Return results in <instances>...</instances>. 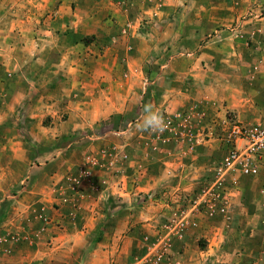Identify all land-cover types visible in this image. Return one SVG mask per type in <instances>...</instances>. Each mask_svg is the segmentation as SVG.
Returning <instances> with one entry per match:
<instances>
[{
    "label": "rangeland",
    "instance_id": "374dc122",
    "mask_svg": "<svg viewBox=\"0 0 264 264\" xmlns=\"http://www.w3.org/2000/svg\"><path fill=\"white\" fill-rule=\"evenodd\" d=\"M228 2L236 14L218 17L226 23L221 27L223 33L219 28L200 37L189 31L173 32L161 41L162 25L149 22L164 7L160 0H0V43L13 55H29L27 71L31 74L51 70L32 60L36 56L35 40L45 34L36 27L39 22L47 25L56 18L58 33L71 32L73 40L90 44L97 35H112L110 28L118 24V16L128 7L131 34L158 37L144 45L147 59L133 70L142 78L131 95V112L82 127L79 114L70 119L66 101L38 111L30 91L18 111L0 123V264H100L93 251L101 248L104 234L114 230L117 221L132 238L115 241L116 248H128L130 253L123 264H264V206L259 203L264 192L260 187L256 190L258 175L236 179L235 174L220 176L217 172L235 149L233 125L244 124L237 114L225 111L208 115L193 109L174 119L164 113L167 128L162 133L140 131L138 123L142 106L158 101L157 90L167 78L163 64L175 59L179 62L188 56L193 61L206 50L230 48L246 73H264V9L260 6L264 0ZM81 27L92 33L79 36ZM56 54L51 51L47 56ZM4 100L6 97L0 95V105ZM259 123L264 124V120ZM107 130L112 133L102 137ZM130 131L131 155L147 160L155 156L158 165L167 145L191 155L210 141L214 144L213 166L199 177L193 170L183 175L187 181L184 189L165 186L136 191L137 177L151 167L143 161L132 163L131 158V198L125 191L118 192L115 202L111 193H106L107 220L89 229L85 217L98 213L85 205L98 199L101 172L111 171L112 163L118 161L120 173L124 171L123 162L130 153L122 137ZM111 136L121 137V141ZM36 182L50 188L54 217L48 212L47 200L33 201ZM240 182L253 188L240 196L236 189ZM151 207L157 209L155 216L143 219ZM133 221L137 222L131 225Z\"/></svg>",
    "mask_w": 264,
    "mask_h": 264
},
{
    "label": "crops",
    "instance_id": "0c3cea01",
    "mask_svg": "<svg viewBox=\"0 0 264 264\" xmlns=\"http://www.w3.org/2000/svg\"><path fill=\"white\" fill-rule=\"evenodd\" d=\"M160 1L164 7L160 14L157 11L155 16L158 17L149 22L154 24L159 22L162 25L164 30L159 38L161 41L170 38L173 32L189 31L200 37L201 33L219 28L223 33L221 27L226 23L218 17L227 15L231 17L236 14L228 0ZM148 6L147 3L145 7ZM260 6L264 9L263 4ZM156 7L155 4L153 8L157 10ZM153 8L150 9L151 14L154 12ZM129 9L125 7V11L118 16L120 17L118 24L110 28L112 35L109 37L97 35V39L90 44L82 40H73L71 32L58 33L60 25L56 23V18L51 24L37 23L38 31L45 34L37 36L34 51L36 56L32 60L41 66L47 65L51 68L39 75L27 71L29 55H13L9 48L0 43V95L6 97L5 104L0 105V123L7 122L8 118L18 111L30 91L35 97L38 111H43L45 107L48 110V107L61 100L66 101L70 119L79 114L81 117L79 126L82 127H92L110 120L114 115L131 112V95L136 90V83L142 78L140 73L133 70L139 69L147 59L149 53L144 45L157 41L158 37L131 34ZM210 15L213 17L209 18ZM81 28V33L78 34L81 37L92 33L91 31L86 33L85 28ZM225 42L226 45L227 41ZM51 51L57 54L47 56ZM176 62L178 60L175 59L173 63H165L162 66L163 75L167 78L157 90L158 101L151 104L154 109L174 119L185 111L194 109L197 112H207L208 115H222L225 111H234L244 124H260L259 122L264 120V73L254 75L246 73L245 67L239 65L232 57L230 48L215 49L212 52L206 50L193 61L192 59L189 61L188 56H183L178 65ZM12 66H15V69L11 68ZM26 81L28 83L31 81L32 84L27 86ZM143 92H146V88ZM109 133L112 132L107 130L102 137L108 136ZM111 138L121 141V137ZM122 138L126 139L130 155H126L122 173L119 161L112 163L111 171L100 173V194L96 196L98 199L90 200L85 205V208L95 209L98 213L95 217L90 216L91 214L85 217V224L89 225V229L94 223H105L107 220L105 215L107 201L105 202L104 197L106 193L110 192L112 201L115 202L118 201V192L125 191L127 197L131 198V158L134 160L132 163L143 161V164L148 163L151 167L143 170L141 178L137 177L139 181L136 191L155 190L165 186L184 189L187 186L185 174L193 170L195 176L199 177L210 171L213 166L214 157L211 154L214 144L210 141L206 143L207 147H198L191 155H184L177 147L167 145L161 155V165H158L155 163V156L147 160L144 156L131 155V131ZM235 175L236 179L243 177L240 173ZM257 175V184L259 182L260 184L256 186V190L260 187L264 192V166ZM36 183L37 190L32 197L33 201L38 203L47 200L48 212L54 217L56 212L51 209L50 188L48 186L44 188L39 185L40 183ZM249 188L253 187L243 186L242 182L236 187L240 196ZM259 203L264 206V199ZM241 205L243 206V203ZM156 210V207L146 209L143 219H152ZM167 212L168 206H165V213ZM112 215L117 220L118 215L114 212ZM119 222L117 221L114 230L104 234L101 248L93 251L100 257V264H123L124 261H128L130 255L128 248L120 250L115 247V241L121 238L132 239L131 232H125L118 226ZM136 222L133 221L131 225ZM89 229L86 231L89 232ZM81 234H84V231H81Z\"/></svg>",
    "mask_w": 264,
    "mask_h": 264
},
{
    "label": "built area",
    "instance_id": "2783aa9c",
    "mask_svg": "<svg viewBox=\"0 0 264 264\" xmlns=\"http://www.w3.org/2000/svg\"><path fill=\"white\" fill-rule=\"evenodd\" d=\"M232 133L235 149L218 168V175H257L264 165V124L236 123L232 127Z\"/></svg>",
    "mask_w": 264,
    "mask_h": 264
},
{
    "label": "clouds",
    "instance_id": "9594fccd",
    "mask_svg": "<svg viewBox=\"0 0 264 264\" xmlns=\"http://www.w3.org/2000/svg\"><path fill=\"white\" fill-rule=\"evenodd\" d=\"M139 130L144 132L162 133L167 128L164 115L154 109L151 104H145L141 108Z\"/></svg>",
    "mask_w": 264,
    "mask_h": 264
}]
</instances>
